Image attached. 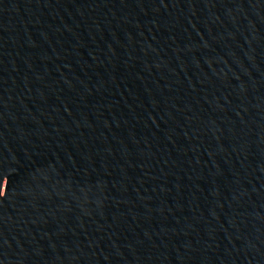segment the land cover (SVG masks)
Listing matches in <instances>:
<instances>
[{"label":"water","instance_id":"1","mask_svg":"<svg viewBox=\"0 0 264 264\" xmlns=\"http://www.w3.org/2000/svg\"><path fill=\"white\" fill-rule=\"evenodd\" d=\"M0 264H264V0H0Z\"/></svg>","mask_w":264,"mask_h":264}]
</instances>
